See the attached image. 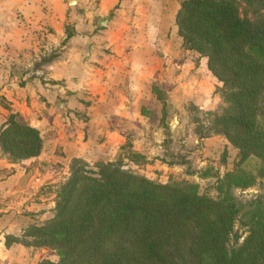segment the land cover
I'll return each instance as SVG.
<instances>
[{
  "label": "trees",
  "instance_id": "16d2710c",
  "mask_svg": "<svg viewBox=\"0 0 264 264\" xmlns=\"http://www.w3.org/2000/svg\"><path fill=\"white\" fill-rule=\"evenodd\" d=\"M174 23L181 48L204 59L220 83L224 107L196 128L198 137L221 135L236 149L217 196L200 193L196 182L154 181L118 159L89 166L72 157L51 217L19 235L23 244L55 250V262L37 264H264V202L232 194L264 175V0H179ZM151 92L164 119L165 93L154 84ZM122 147L140 157L129 143ZM41 150L38 129L9 113L0 154L18 163ZM236 219L246 226L239 242Z\"/></svg>",
  "mask_w": 264,
  "mask_h": 264
},
{
  "label": "rangeland",
  "instance_id": "374dc122",
  "mask_svg": "<svg viewBox=\"0 0 264 264\" xmlns=\"http://www.w3.org/2000/svg\"><path fill=\"white\" fill-rule=\"evenodd\" d=\"M77 3L72 0L69 6ZM178 3L179 0H80L82 7L89 4L87 8L92 11L90 16L81 9L80 24L85 26L90 19L98 36L109 37L108 42H98L101 47L97 54L108 57L101 64L110 69H103V76L94 73L86 81L63 84L70 94L64 96L62 91L57 97L54 111L60 112L62 119L57 117L56 122L44 127L43 152L18 163H9L0 154V164H7L0 169V264L57 260L53 248L23 244L19 235L27 225H39L51 217L55 189L68 175L73 150L89 166L96 161L118 159L124 168L154 181L196 182L200 193L217 196V180L231 169L236 149L221 135L198 137L196 128L207 125L212 115L224 107L220 83L206 68L204 59L195 60L181 48L175 33L174 38H141L149 34L148 5L151 13H158L164 21L166 29L173 30L175 23L172 26L169 18ZM119 4L124 5L121 13L116 10ZM65 29L67 33L68 27ZM127 31L129 36L125 37ZM152 84L165 93L164 119L161 102L151 92ZM89 109L108 111L110 116L104 121L98 117L83 122ZM4 117L0 116V121ZM107 129L116 134L106 136ZM128 143L130 150L140 155L136 161L127 148H121ZM63 144L68 148L61 149ZM255 163L252 159L246 167L252 169ZM232 194L242 203L257 197L264 202V175L252 186L233 188ZM233 230L241 241L246 226L236 219ZM5 236H11L9 246L4 244Z\"/></svg>",
  "mask_w": 264,
  "mask_h": 264
},
{
  "label": "crops",
  "instance_id": "0c3cea01",
  "mask_svg": "<svg viewBox=\"0 0 264 264\" xmlns=\"http://www.w3.org/2000/svg\"><path fill=\"white\" fill-rule=\"evenodd\" d=\"M70 1L0 0V116L16 113L24 122L37 128L42 139L41 152L45 143L44 127L56 122L57 117L62 119V114L56 113L54 107L62 91L64 96L70 94L64 90L67 88L63 84L66 81L72 84L78 80L86 81L94 73L103 76V69H110V66L101 64L108 57L104 53L97 54L101 47L98 42L103 44V39L108 42L109 37L98 36L93 31L92 20L87 19L85 26L78 21L81 9L85 15L91 16L92 11L87 8L89 4L82 7L77 0L76 6H69ZM178 6L169 18L172 26ZM123 8L124 5L119 4L116 10L121 13ZM146 10L149 11L146 19L149 34H143L141 38H174V33L176 38H180L176 34V26L173 30L166 29L158 13H151V5ZM124 25L127 26L128 22ZM65 26L69 33H66ZM124 36L128 37L129 31ZM99 58L102 59L99 61ZM106 104L107 101L103 103ZM109 116L108 111L93 112L89 109L82 120L88 122L101 117L104 121ZM107 131L106 136L116 134L115 130ZM73 147L76 148L75 145ZM66 148L64 144L61 146V149ZM73 151L71 158L79 157V152ZM6 165L0 164V169H5ZM4 180L8 181L7 178ZM0 181H3L1 177Z\"/></svg>",
  "mask_w": 264,
  "mask_h": 264
}]
</instances>
